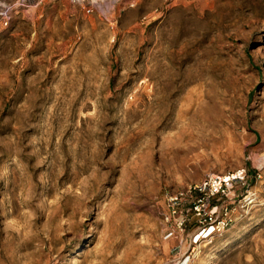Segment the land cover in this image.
Returning <instances> with one entry per match:
<instances>
[{"label":"rangeland","instance_id":"374dc122","mask_svg":"<svg viewBox=\"0 0 264 264\" xmlns=\"http://www.w3.org/2000/svg\"><path fill=\"white\" fill-rule=\"evenodd\" d=\"M0 264H264V0H0Z\"/></svg>","mask_w":264,"mask_h":264},{"label":"built area","instance_id":"2783aa9c","mask_svg":"<svg viewBox=\"0 0 264 264\" xmlns=\"http://www.w3.org/2000/svg\"><path fill=\"white\" fill-rule=\"evenodd\" d=\"M71 1L73 3H79L80 2V0H71ZM230 182H231V179L229 177L226 179L225 178L224 179L212 178V179H210L208 185L206 183H204L203 185L195 187V192L199 195H204L207 198H210V197L215 196V195L219 194L220 192H222L223 189H225V188H227V186H229ZM179 198H180V195H175V196H171L169 200H170V202L175 203V202L179 201ZM193 206H194L193 210L198 215H200V213L203 212V209H201L203 207L202 199L196 200L193 203ZM211 228L213 229V231H215L214 226H211ZM216 228H217V230L219 229L218 227H216ZM208 229H209V227L203 229L202 233H206ZM196 241H197V238L194 241V243Z\"/></svg>","mask_w":264,"mask_h":264}]
</instances>
